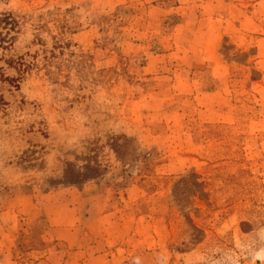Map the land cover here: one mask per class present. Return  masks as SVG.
<instances>
[{"label":"rangeland","instance_id":"374dc122","mask_svg":"<svg viewBox=\"0 0 264 264\" xmlns=\"http://www.w3.org/2000/svg\"><path fill=\"white\" fill-rule=\"evenodd\" d=\"M0 17V264H264V0Z\"/></svg>","mask_w":264,"mask_h":264},{"label":"trees","instance_id":"16d2710c","mask_svg":"<svg viewBox=\"0 0 264 264\" xmlns=\"http://www.w3.org/2000/svg\"><path fill=\"white\" fill-rule=\"evenodd\" d=\"M3 21V17H0V23ZM2 43V39L0 38V44Z\"/></svg>","mask_w":264,"mask_h":264}]
</instances>
